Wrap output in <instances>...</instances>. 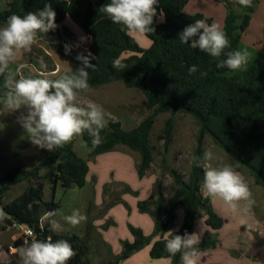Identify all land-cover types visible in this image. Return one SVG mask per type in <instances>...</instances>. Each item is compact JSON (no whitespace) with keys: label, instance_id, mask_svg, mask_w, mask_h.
<instances>
[{"label":"trees","instance_id":"trees-1","mask_svg":"<svg viewBox=\"0 0 264 264\" xmlns=\"http://www.w3.org/2000/svg\"><path fill=\"white\" fill-rule=\"evenodd\" d=\"M190 1L159 0L153 25L155 31L145 34L151 40L148 49L138 44L133 33L123 25L113 23L101 11V7L110 0H7V8L0 12V25H6L11 15L23 17L29 12H38L46 3H50L56 12V24L63 27L47 34L41 33L39 38L56 50H69L57 41L66 43L63 34L69 31V27L64 24L71 20L89 39L86 52L69 50L76 60V67L64 75L73 74L81 67V62L76 59L77 55L90 54V63L95 68L87 69L89 90L121 82L127 88L142 92L148 109H154L151 115L130 131L125 130L120 122H111L101 131L102 143L98 146L93 145L92 137L85 131L83 140L92 149V157L113 152L118 146L128 147L140 156L137 171L142 179L153 164L151 134L158 116L181 113L191 116L198 125L197 146L188 177L173 169L170 174L176 188L172 195L165 194L158 180L153 196L138 202L139 211L149 213L154 219L153 234L146 236L141 229L130 227L134 241L124 242L122 254L102 264H118L130 258L151 244L156 236H160V239L153 243L151 257L156 260L170 259V264H182L181 253L172 256L166 251L167 239L174 234H192L201 213H205L209 229L218 231L224 227L227 221L216 212L210 198H205L201 193L204 169L197 165L196 160L203 158L206 136L211 137L220 149L246 170L256 185L264 187V61H253L247 65L246 70L239 73L216 67L217 59H226L228 52L240 50L239 30L243 32L247 29L258 0H252L251 7L240 5L245 11L240 26L237 24L240 17L230 6L231 10L222 30L226 33L230 46L217 59L179 40L178 34L183 28L196 20H205L208 25L211 24V20L202 14L190 15L183 12ZM216 1L230 5L229 0ZM159 16H163L162 23H159ZM71 40L77 42L78 38L72 36ZM117 60L125 65L123 69L113 67V62ZM191 65H196L198 71L189 75L188 68ZM5 91L4 76L0 75V97ZM173 134L174 121L170 118L161 136L165 152L170 149ZM52 164H57L52 179L54 187L58 183L64 188L73 185L80 188L86 186L90 172L89 161L77 155L73 142L55 148L49 157L32 169L19 166L8 171L0 176V207L5 214L0 219V234L16 225L29 227L35 231V239L47 240L50 237L53 242L67 240L76 253L67 264H91L88 258L89 237L72 233L58 234L51 230L49 223L43 221L46 212L58 213L60 209V205L54 200L44 199L45 184L41 172L47 165ZM21 183L27 184L23 193L13 201L6 202L7 193ZM180 207L185 210L182 226L165 237L177 225L176 211ZM205 245L214 247L216 242L212 239ZM22 246L23 236L14 242V247Z\"/></svg>","mask_w":264,"mask_h":264},{"label":"rangeland","instance_id":"rangeland-1","mask_svg":"<svg viewBox=\"0 0 264 264\" xmlns=\"http://www.w3.org/2000/svg\"><path fill=\"white\" fill-rule=\"evenodd\" d=\"M229 3L230 5L228 3L217 2L216 0H194L193 3L183 9V12L190 15L202 14L211 20V24L215 23L223 30L225 20L232 7V11L240 17L237 22L240 26L245 11L240 7L238 0H229ZM252 17L249 30L247 31L246 29L243 32L239 30L241 37H247V40L243 39L242 41L241 50L247 53L248 63L264 61V57L259 53L260 50L258 49V47L264 48V0H258ZM64 25L69 27V31L63 34L66 43L63 44L59 40L57 43L75 52H86L89 46L86 34L71 20H68L67 23L65 22ZM5 26L0 25V28ZM62 27L63 25H58L57 28L62 29ZM134 34V38L142 48L148 49L151 46V40L145 34ZM72 36H76L78 41L73 42L71 40ZM251 39L254 40V44H248V42H251ZM69 50H56L44 39L38 38L30 52H19L17 54L16 61L9 65V71L14 73L16 78L20 76H37L46 79L60 77L76 67V60ZM242 71L237 70L234 73ZM89 102H94L102 107L104 118L107 122L106 126L111 122H120L122 127L127 131L136 128L145 118L154 112V109H148L146 97L142 92L127 88L121 82H114L79 93L77 98L79 106H86ZM22 111L25 110L22 109ZM19 115V112H12L0 103V176L19 166L24 169H32L43 162L55 150L48 151L32 144L28 134L25 133L24 129L17 122ZM170 118L174 121V134L170 149L165 152L164 141L161 139V136L164 134L166 122ZM198 129V125L191 116L181 113L175 115L165 113L156 119L151 134L154 160L150 173L158 176V180L161 182L167 196L172 195L176 188L170 171L176 169L186 178L190 173L194 151L197 146ZM70 142H73L74 150L80 158L89 162H95L96 157L90 155L92 149L86 146L83 134L75 136ZM204 149L205 151L210 149L214 153V158L209 162L213 167H220L223 164H230L233 167L239 166L236 170L240 172L246 183H248L255 201L248 211L249 213H255L258 218V221L253 226V230L257 236L264 239V187L256 185L253 177L232 157L220 149L209 136L205 137ZM134 154L139 157V164L140 156L137 152L125 146H118L114 154H105L97 165H92L93 171L98 172L104 181L108 180L104 187L105 192L103 191L104 197H108L104 204V209L108 208L107 206L115 201H118L121 194H133L130 190L135 183L132 179L136 174L137 167L135 168L133 163L130 164V161L125 157ZM56 170L57 164L47 165L41 174L45 184L44 199L46 201L55 200L60 205L58 215L53 217V219L61 224L63 230L57 232L60 234L72 233L81 237H89L95 231L92 227L94 225L93 219L96 218L94 217L95 212L104 211V209H95L96 211L93 208L90 209L91 204L95 205L96 203V188L90 182L83 188L75 185L70 188H64L61 184L54 187L52 179ZM122 174L123 178L126 177L130 181L125 182L128 187L124 184H117V182H120L117 178H120L119 175ZM115 175L117 178H115ZM26 186V183L16 185L7 193L5 201L9 202L21 195ZM128 188L131 189L126 191ZM245 207L246 205L243 208ZM73 210H79L86 217L85 220L76 226L68 224L63 219L64 216L71 215ZM92 212H94V215ZM180 213L181 215L184 213L183 209H181ZM239 223L240 218L235 215L234 219H232V225L234 226ZM3 238L5 240L8 239V234L4 235ZM96 249H102L97 239L93 241V244L90 246L91 252L89 251L93 264L97 262L95 256L97 253ZM18 260L21 262L19 256Z\"/></svg>","mask_w":264,"mask_h":264},{"label":"clouds","instance_id":"clouds-1","mask_svg":"<svg viewBox=\"0 0 264 264\" xmlns=\"http://www.w3.org/2000/svg\"><path fill=\"white\" fill-rule=\"evenodd\" d=\"M238 3L244 7L252 6V0H238ZM158 5L159 0H110L101 7V11L113 23L123 25L130 33L147 34L155 31L153 25ZM55 21L56 12L50 3H46L36 13L29 12L23 17L11 15L6 26L0 28V75L4 76V88L7 90L0 97V103L8 110L20 113L17 122L28 134L31 143L41 149L53 151L85 131L92 137L93 145L98 146L102 143L100 133L107 124L103 109L94 102L86 106L77 103L79 93L89 90L87 69L95 68L90 63V54L77 55L81 67L73 74H65L56 80L30 76L16 78L9 71V65L16 61L19 52L31 51L39 34H47L58 27ZM178 37L181 43L190 44L191 48L199 49L214 59L220 58L230 46L226 33L217 24L208 25L205 20H196L187 25ZM247 63V53L235 50L228 52L226 59H217L216 67L231 71L246 70ZM113 67L123 69L125 65L117 60L113 62ZM197 71L196 65L188 68L189 75ZM213 158L214 153L209 149L205 151L202 160H196L197 165L204 169V194L222 201L233 212L240 202H246L247 209H250L255 201L248 183L236 170L239 166L223 164L213 167L209 163ZM57 215L56 211H49L43 217L48 220L52 231L63 230L61 224L53 219ZM4 216L0 211V219ZM63 219L76 226L86 217L79 210H73L71 215ZM199 243L196 234H174L166 240L165 249L172 256L181 253L182 264H197ZM16 252L21 264H67L76 255L67 240L53 242L50 237L47 240L33 239L26 246L16 249Z\"/></svg>","mask_w":264,"mask_h":264},{"label":"crops","instance_id":"crops-1","mask_svg":"<svg viewBox=\"0 0 264 264\" xmlns=\"http://www.w3.org/2000/svg\"><path fill=\"white\" fill-rule=\"evenodd\" d=\"M193 1L194 0H191L184 7V9L193 3ZM6 8L7 0H0V12ZM252 19L253 17L251 18L250 23L252 22ZM67 22L68 21H66V23ZM162 22L163 16H159V23ZM250 23L247 27V31L249 30ZM69 27L71 28L70 25ZM133 36H135L134 33ZM243 39L247 40V37H241L240 51H242L241 47ZM87 40L89 41V39ZM250 41L253 43L247 41L248 44H254L253 39ZM258 49L263 53L262 54L259 51V53L264 57V48L258 47ZM249 63H247V65ZM110 153L106 154L112 155V153L114 154V151ZM104 155L105 154L97 156L95 162H89L90 172L87 177V183L90 182L93 187L96 188V203L95 205L91 204L90 207V209L93 208L94 210L104 209V204L108 199V197L105 198L103 194V191L105 192V184H107L106 182L108 180L104 181L98 172L93 171L92 166L97 165L101 157ZM125 158L130 161V164L133 163L135 168L138 166L139 157L135 154L131 156L128 155ZM123 174L119 175L120 178H117L115 175V178L120 181L117 182V184H124L127 186L125 182L130 181L126 177H124L126 178L124 179ZM132 180L135 181L134 186H131L133 190L128 188L126 191L130 190L133 194H121L119 200L107 206L108 208L104 209L103 212H95L94 217L96 218L93 219L94 225H92L95 231L94 234L89 235L88 238L90 246L93 244V241L97 239L98 244L102 248L100 250L96 249L97 253L95 256L97 262H95V264L109 262L122 254L123 243L133 242L135 239L130 227L141 229L146 236H151L154 232V219L149 213H142L139 211L138 202L148 200L153 196L155 193L158 176L151 174L149 169L142 179L139 177L138 171H136V174ZM201 193L205 198H209L202 191V186ZM14 199L10 200L9 202L13 201ZM210 200L216 212L227 222L222 229L213 231L206 225L205 213H201V215L197 218L192 232V234L197 235V238L200 241V243L197 245L199 250L197 264H264V239L257 236L253 230V226L258 221V218L255 213L253 214V212H248L249 209H247L246 202H240L237 210L233 212L222 201L218 199L214 200L212 198H210ZM244 205H246L245 208H243ZM181 209L184 211L182 215L180 213ZM92 213L94 215V212ZM176 215L178 218V223L169 232H176L181 228L185 216L184 208H178ZM235 215L240 218V223L233 226L232 219H234ZM43 221L49 223L48 220L44 219ZM24 230V226L16 225L0 234V264H21V262L18 260V253L15 250H12V247L14 242L23 235ZM55 232L60 234L57 231ZM169 232L165 235V237L170 234ZM6 234H8V239L5 240L3 237ZM158 239H160V236H156L151 244L145 246L139 252L118 264H170V259L156 260L150 255L152 245ZM212 239H214L216 242L214 247L205 245L209 244ZM204 240L206 242H203ZM88 258L90 263L93 264L90 254Z\"/></svg>","mask_w":264,"mask_h":264},{"label":"built area","instance_id":"built-area-1","mask_svg":"<svg viewBox=\"0 0 264 264\" xmlns=\"http://www.w3.org/2000/svg\"><path fill=\"white\" fill-rule=\"evenodd\" d=\"M23 245L26 246V243H30L33 239L36 238L35 231L32 228L25 227L24 233H23ZM16 247H12V250L16 251Z\"/></svg>","mask_w":264,"mask_h":264}]
</instances>
